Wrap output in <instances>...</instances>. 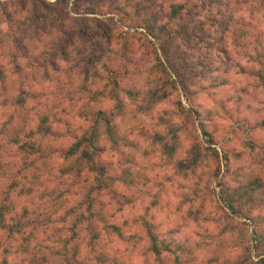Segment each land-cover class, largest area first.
Returning a JSON list of instances; mask_svg holds the SVG:
<instances>
[{"label": "rangeland", "instance_id": "1", "mask_svg": "<svg viewBox=\"0 0 264 264\" xmlns=\"http://www.w3.org/2000/svg\"><path fill=\"white\" fill-rule=\"evenodd\" d=\"M77 1L81 10L96 13L89 17L104 23L110 32L104 38L93 37L89 46L96 55L110 59L118 67L114 78L124 86L120 97L124 111L127 107L130 114L128 118L118 116L114 121L124 146L119 152L103 153L101 162L116 174L124 169L134 179L130 186H116L118 193L130 201L119 209L111 200L96 247L88 245L89 235L78 229L72 237L66 231L58 233L59 224L55 229L40 226L35 234L37 240L30 243L26 252L20 248L19 238L13 242L4 236L0 264H66L67 252L72 254L71 249L78 247L81 250L78 259L93 260L96 253L103 252L101 262L94 261L97 264H264V2L129 0L130 5L123 6L126 0H118L121 12L111 8L116 0ZM182 1L187 7L183 19L169 21L170 5ZM18 11L16 7L14 13ZM63 18L59 12L54 13L47 23L54 36L48 39L47 47L56 44L54 34L60 28L70 33ZM139 19L150 20L142 22L144 27L148 28V24L151 30L156 27V39L149 36L147 28V31L136 28H140ZM165 23L164 29L161 25ZM12 24L16 30L19 19ZM38 25L46 24L38 22ZM35 32L42 33L36 27ZM66 37L70 35L67 33ZM32 46L30 59L35 60L38 78L32 80L31 87L43 106L55 107L56 113L65 118L68 117L65 113L77 115L72 110L77 105L78 111L102 108L116 112V100L108 97V92L99 96L100 103L95 106L87 102L86 95L81 96L78 104L75 99L70 103L64 98L59 100L54 81L68 79L71 66L59 62L61 71L55 74L50 67L51 78L43 80L40 64L33 59L39 56L43 44L34 39ZM77 50L81 54L86 51L82 42L71 51L74 59L80 57ZM160 63H169L174 68L184 82V89L165 86V99L146 110L143 97L148 80L154 78L164 85L168 81ZM126 90H138L140 95L132 101ZM8 97L12 98V94ZM12 112L13 108L7 112L0 106V125ZM78 120L76 117L73 128L79 123L81 129L77 133H82L88 122ZM156 134L163 138L164 144L176 146L172 154H163L164 145L155 143ZM68 139L65 137L63 141ZM196 151L200 157L195 167L188 171L177 168L191 164L189 160L197 155ZM225 155L228 168L223 160ZM249 177L252 183L253 178H260L256 184L243 186L244 199L252 200L241 201L243 210L233 215L221 204L218 185L223 184L232 193L239 188L238 183ZM144 223L155 227L166 249L161 255L149 249ZM83 224L81 221L80 227ZM113 224L121 227L122 238L108 228ZM254 229L263 238L261 243L255 242ZM70 238V245L66 246V239ZM35 256H39L38 261L32 260Z\"/></svg>", "mask_w": 264, "mask_h": 264}, {"label": "trees", "instance_id": "2", "mask_svg": "<svg viewBox=\"0 0 264 264\" xmlns=\"http://www.w3.org/2000/svg\"><path fill=\"white\" fill-rule=\"evenodd\" d=\"M49 1H0V106L6 108L7 112L13 108L8 119L0 125V247L4 236L13 242L19 238L23 252L30 248V243L32 245L37 240L35 234L40 226L55 229L57 224H59L56 228L58 233L66 231L75 237L78 229V232L89 235L88 245L96 247L100 242L99 232L107 208L112 204L111 200L120 206L119 209L130 201L127 196L118 193L116 186L119 184L130 186L134 183V179H131V176L129 178L124 169L120 171L123 167L116 169L120 171L116 174L101 162L103 153L109 150L119 152L123 145L117 133L115 118L124 115L128 118L130 114L127 107L125 108L127 112L124 111V102L120 97L124 86L114 78L118 67L112 64L110 59L103 60L96 55L95 50L89 46L93 37L99 35L98 38H104L110 32L103 25L104 23L89 17L90 14L96 13L81 10L77 0L72 3V0H54L52 3ZM260 1L264 2V0ZM71 4L72 7H69ZM118 4L119 1L116 0L111 8L114 7L122 12ZM126 4L130 5L129 0H126L123 6ZM16 7L20 11L14 13ZM169 9L167 16L169 21L183 19L185 11L187 12L184 1L177 5L171 4ZM58 12L64 17L66 22L64 23L68 25L70 33L65 28L57 29L59 32L54 34L56 44L47 47L48 39L53 33L49 32L47 23H50L54 13ZM72 14L77 17L72 18ZM23 15L25 17L22 19ZM16 19H19V25L14 30L12 22ZM107 21L105 23H108ZM137 21L138 24L141 23L140 28L136 27L137 29L145 28L144 31L148 30L151 38H157L156 27L151 30L150 24L148 28L142 24L150 21L149 19ZM38 22L46 25L41 27ZM161 26L165 29L167 23ZM35 27L40 28L42 33L35 32ZM67 33L70 35L69 38L66 37ZM34 39H38L43 44L39 56L33 57L40 64L43 80L51 78L50 67L55 74L61 71V67L57 65L59 62L71 66L67 74L70 75L68 79L62 81L58 78L54 81L58 85L59 100L64 98L65 102L70 103L75 99L78 104L82 101L81 96L86 95L87 102L95 106L100 103L99 96L108 92V97L116 100V112H108L102 108L90 112L85 109L78 111L77 105L72 108L73 111L76 110L77 115L65 113L68 115L65 118L56 113L55 107L43 106L31 87L32 80L38 78L35 72V60L30 59ZM80 42L86 51L81 54V51L77 50V55L80 57L74 59L71 51L78 49ZM160 64L168 74V81L164 85L154 78L148 80V88L143 97L146 110H151L155 104L165 99V86L184 89V82L174 68L172 69L169 63ZM155 67L159 68L158 65ZM102 84L106 85L103 87ZM125 92L132 101H136L135 99L140 95L138 90ZM10 94L12 98L8 97ZM76 117L79 122L82 119L88 122L87 128L82 133H77V129H81L79 123L73 128ZM203 134L207 137L205 131ZM65 137L69 139L63 141ZM154 140L155 143L164 145V155L172 154L176 149V146L161 142L163 138L159 134L155 135ZM196 154L189 160L191 164L187 166L182 164L181 167L177 165V168L188 171L191 166L195 167L200 157L197 151ZM205 155L204 153L203 156ZM217 158L219 159V155ZM223 160L228 168L226 155ZM259 179L253 178V183L256 184ZM251 183L250 177L241 181L238 183L239 188H235L232 193L220 183L218 198L224 208L233 215H239L243 210V200L244 203L246 200H252L251 197L244 199L242 193L245 188L243 186ZM251 193H255V190ZM81 221H84V224L80 227ZM144 227L149 249L153 254L161 255L166 249L155 233V227L146 223ZM108 228L119 238L123 237L121 227L113 224L108 225ZM258 235L259 231L254 229L253 237L257 244L263 239ZM70 242L71 238L66 239V246L70 245ZM71 250L72 254L68 252L66 254V264H97L95 262L100 263L104 257L103 252H98L93 260L78 259L77 254L81 252L79 247ZM38 258L39 256H35L32 260L38 261Z\"/></svg>", "mask_w": 264, "mask_h": 264}]
</instances>
